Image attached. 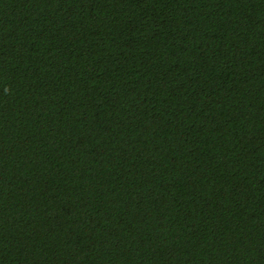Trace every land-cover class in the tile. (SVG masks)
Returning <instances> with one entry per match:
<instances>
[{"label": "trees", "instance_id": "trees-1", "mask_svg": "<svg viewBox=\"0 0 264 264\" xmlns=\"http://www.w3.org/2000/svg\"><path fill=\"white\" fill-rule=\"evenodd\" d=\"M0 264H264V0H0Z\"/></svg>", "mask_w": 264, "mask_h": 264}]
</instances>
